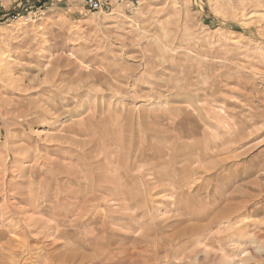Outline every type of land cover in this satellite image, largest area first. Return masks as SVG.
<instances>
[{
    "label": "rangeland",
    "instance_id": "374dc122",
    "mask_svg": "<svg viewBox=\"0 0 264 264\" xmlns=\"http://www.w3.org/2000/svg\"><path fill=\"white\" fill-rule=\"evenodd\" d=\"M104 1L0 0V264H264V0Z\"/></svg>",
    "mask_w": 264,
    "mask_h": 264
},
{
    "label": "built area",
    "instance_id": "2783aa9c",
    "mask_svg": "<svg viewBox=\"0 0 264 264\" xmlns=\"http://www.w3.org/2000/svg\"><path fill=\"white\" fill-rule=\"evenodd\" d=\"M83 2L84 5L92 11H103V9L109 5L108 2H105L104 0H83ZM40 15H42V11L40 9L30 12L26 11L25 13L19 12L11 15L5 22L23 20L26 23H30Z\"/></svg>",
    "mask_w": 264,
    "mask_h": 264
},
{
    "label": "bare ground",
    "instance_id": "6f19581e",
    "mask_svg": "<svg viewBox=\"0 0 264 264\" xmlns=\"http://www.w3.org/2000/svg\"><path fill=\"white\" fill-rule=\"evenodd\" d=\"M5 69V68H4ZM11 80V79H10ZM50 112V111H49Z\"/></svg>",
    "mask_w": 264,
    "mask_h": 264
}]
</instances>
